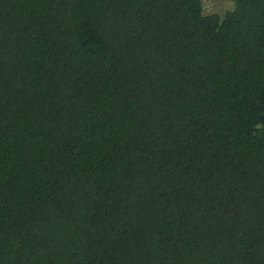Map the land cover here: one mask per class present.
<instances>
[{"label": "trees", "instance_id": "obj_1", "mask_svg": "<svg viewBox=\"0 0 264 264\" xmlns=\"http://www.w3.org/2000/svg\"><path fill=\"white\" fill-rule=\"evenodd\" d=\"M229 1L0 0V264H264V0Z\"/></svg>", "mask_w": 264, "mask_h": 264}, {"label": "rangeland", "instance_id": "obj_2", "mask_svg": "<svg viewBox=\"0 0 264 264\" xmlns=\"http://www.w3.org/2000/svg\"><path fill=\"white\" fill-rule=\"evenodd\" d=\"M203 14L223 15L233 9L234 4L229 0H201Z\"/></svg>", "mask_w": 264, "mask_h": 264}]
</instances>
